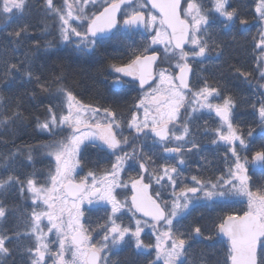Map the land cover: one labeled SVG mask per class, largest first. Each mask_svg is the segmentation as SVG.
I'll use <instances>...</instances> for the list:
<instances>
[{
    "label": "snow or ice",
    "instance_id": "6c2138e0",
    "mask_svg": "<svg viewBox=\"0 0 264 264\" xmlns=\"http://www.w3.org/2000/svg\"><path fill=\"white\" fill-rule=\"evenodd\" d=\"M31 7L32 0H0V22L23 17ZM40 8L45 18L56 20L59 42L81 55L124 42L130 54L125 62L110 64L117 74L112 87L117 93L139 90V96L125 119L111 104L84 102L65 85L62 73L50 85L40 84L60 101L50 104L36 123L53 137L38 150L48 165L35 169V150L29 148L23 155L33 165L30 174L0 175V193L16 188L28 202L24 231L0 230V264L12 259L21 237L29 241L20 253L25 264H112L108 257L128 242L150 257L149 264H188L192 241L212 236L200 226L182 231L180 221L200 207L241 201L246 210L227 213L215 225V234L226 238L223 264H264V182H253L250 175V169L264 173V91L260 102L252 104L260 128L254 136L253 127L245 131L236 122V98L219 82L197 81L193 72L194 65L202 66L222 52L217 22L231 30L249 20L231 0H40ZM254 11L260 26L253 45L258 50V89H264V0H257ZM43 31H48L47 24ZM27 33L23 25L10 35L19 41ZM137 36L142 43L129 42ZM21 71L33 78L30 70L9 61L0 81ZM236 72L245 80L252 76L240 68ZM203 113L217 118L216 126L205 132L212 134V144L224 147L226 169L214 178L194 175L187 184L181 166L187 153L200 149L192 124ZM18 118L23 114L17 108L0 124ZM125 128L134 133L131 144ZM60 130L65 134L55 138ZM147 141L163 154L161 163L153 159L155 153L144 150ZM86 142L114 157L110 167L84 174ZM133 165H138L136 175L131 174ZM10 211L0 201V223ZM101 212L93 224L91 214ZM129 214L133 223L125 224ZM146 229L154 239L143 238Z\"/></svg>",
    "mask_w": 264,
    "mask_h": 264
},
{
    "label": "trees",
    "instance_id": "16d2710c",
    "mask_svg": "<svg viewBox=\"0 0 264 264\" xmlns=\"http://www.w3.org/2000/svg\"><path fill=\"white\" fill-rule=\"evenodd\" d=\"M231 3L249 20V24H237L231 30L226 29V32L218 35L217 39L223 42L222 52L219 56L213 54L206 62L207 69L204 75L210 77L211 79H208L211 81L219 82L227 94L236 98V122L245 131L249 126L253 127L254 136H257L260 128L253 116L255 110L252 104L260 102L259 93L263 91L258 89L260 82L256 67L258 50L253 48L254 37L260 27L254 11L257 0H231ZM45 24L48 26L47 32L43 31ZM23 25L28 26V33L17 41L10 33ZM220 28H223L221 24ZM128 40L137 45L141 42L140 37L138 39L129 37ZM49 41L51 47L48 46ZM34 42L39 43V48ZM129 54L124 42L106 45L92 56L81 55L71 45L61 44L58 39L57 22L53 17L45 18L40 8V0H32L30 12L23 17L0 22V74L9 61L19 63L22 70L28 69L33 73L31 79L21 71L0 81V119L10 116L17 108L23 114V118L0 124V175L14 173L23 177L30 174L34 170L33 165L29 164L23 155V151L29 148L35 150V169H46L48 158L41 155L38 150L53 137L37 128V118L43 119L47 114V107L50 104L59 105L60 101L52 91H42L40 84L50 85L58 74H63L65 85L84 102L100 103L105 106L111 104L117 109L118 115L127 119L138 98L137 92L134 90L114 92L112 80L116 74L109 66L112 63L125 62ZM21 61L23 63H20ZM236 68L251 72L252 76L245 80L236 72ZM36 77H39V80ZM215 126V123L205 125L208 129ZM200 129L202 128L198 127L194 131L200 149L189 153V181L194 175L202 179L214 178L226 169L224 147L212 144V134ZM259 143L260 140L257 138V146ZM157 151L160 154L159 150ZM12 153H16L15 158L7 159ZM82 153L84 172L101 171L110 167V160L114 161V157H110L106 150L89 144L83 146ZM131 174L136 175V170L131 169ZM183 176H186V173H183ZM253 182H264V173L257 171ZM0 201L11 210L7 220L0 223V230L22 233L25 229L23 214L28 202L16 188L0 193ZM243 205L245 206L244 203L237 202L229 206L200 207L192 210L180 221L182 231L189 232L195 226H200L205 235L212 236V239L198 237L192 241V251L187 258L188 264H223L227 247L215 234V225L219 217L227 213H237L242 210ZM102 216L93 213L91 221L95 224ZM28 243L27 239L21 237L18 245H14L16 251L8 264H25V258L20 253ZM108 259L112 264H149L150 257L139 254L134 243L128 242L113 251Z\"/></svg>",
    "mask_w": 264,
    "mask_h": 264
},
{
    "label": "flooded vegetation",
    "instance_id": "af4514ba",
    "mask_svg": "<svg viewBox=\"0 0 264 264\" xmlns=\"http://www.w3.org/2000/svg\"><path fill=\"white\" fill-rule=\"evenodd\" d=\"M215 27V29H216V36L218 37V35H220V34H222V33H224V32H226V29H224V28H220V23L219 22H217L216 23V25L214 26ZM227 30H229V29H227ZM140 43H142V41L140 42ZM205 65H206V63L204 64V65H199V64H197V65H194L193 66V72H194V74H197V71H198V74L196 75V80L197 81H199V80H201V79H204V78H206V79H208V78H210V77H208V76H205L204 77V75H203V69H204V67H205ZM211 79V78H210ZM209 80V79H208ZM209 81H211V80H209ZM134 91H136L137 92V95L139 96V90H134ZM201 116H202V118L201 119H199V123H202V124H206V122H207V125H210V124H213V123H215L216 124V121H217V118H215L214 117V115L213 116H209L207 113H203V114H200ZM124 134L125 135H127L128 137H129V140L132 138V132L129 130V129H124ZM144 150L146 151V152H148L149 154H153V153H155V155H153V159H155L156 160V163L157 164H159V163H161V159H160V157L163 155L161 152H160V154L158 153V148L157 147H154V146H152V144H150V145H148V146H144ZM186 160V159H185ZM173 163H175V161H172ZM130 164H132V162L130 163ZM137 168H138V165H133V167L131 168V169H133V170H136L137 171ZM95 169L97 170V167H95ZM100 169V168H99ZM128 170L129 169H127L126 168V172H128ZM89 171V170H88ZM181 171L183 172V173H186V176H183L184 177V183H187V184H191V181H189V175H188V172H189V164H188V162L186 161V163H185V165H183V166H181ZM257 172V171H256ZM255 172V173H256ZM87 173V171L86 172H84V174H86ZM255 173H253L252 172V170L250 169V175H252L253 177H254V174ZM156 187H158L157 185H153V189H155ZM167 192H168V189H164V194L165 195H167ZM242 202V201H241ZM243 203V202H242ZM242 210L241 211H239V212H237V213H242L244 210H246V204H245V206L243 205V207L241 208ZM95 214V213H94ZM98 214H100V215H103V213L101 212V213H98ZM97 215V214H96ZM139 215V214H138ZM220 238H221V240H222V242L224 243V245L226 246V243H225V241H226V238H223V237H221V236H219ZM143 238H145L146 240H149V239H154V237H152L151 236V230L150 229H146L145 230V233L143 234ZM127 239V238H126ZM227 247V246H226Z\"/></svg>",
    "mask_w": 264,
    "mask_h": 264
},
{
    "label": "rangeland",
    "instance_id": "374dc122",
    "mask_svg": "<svg viewBox=\"0 0 264 264\" xmlns=\"http://www.w3.org/2000/svg\"><path fill=\"white\" fill-rule=\"evenodd\" d=\"M161 51H162V49H161ZM65 133H64V131L63 130H60V135L59 136H57V137H55V138H61L63 135H64ZM132 138L129 140L130 141V144H131V142H132V140H133V137H134V133H132ZM86 144H88L87 142H86ZM85 144V145H86ZM151 144V141H147L145 144H144V146H148V145H150ZM131 150V148L129 147V151ZM129 163H131V161L129 162ZM123 191H125V192H127L128 190L127 189H125V190H123ZM138 215V214H137ZM124 223L125 224H129V223H133V221L130 219V214H129V218H126L125 220H124ZM179 227L181 228V225H179ZM122 246V245H121ZM120 248V247H119Z\"/></svg>",
    "mask_w": 264,
    "mask_h": 264
}]
</instances>
